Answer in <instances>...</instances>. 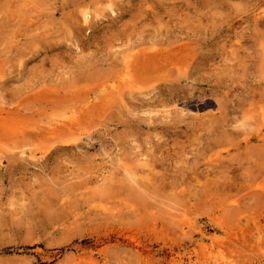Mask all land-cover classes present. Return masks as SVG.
Wrapping results in <instances>:
<instances>
[{"label":"rangeland","instance_id":"obj_1","mask_svg":"<svg viewBox=\"0 0 264 264\" xmlns=\"http://www.w3.org/2000/svg\"><path fill=\"white\" fill-rule=\"evenodd\" d=\"M263 44L264 0H0V264H264Z\"/></svg>","mask_w":264,"mask_h":264},{"label":"bare ground","instance_id":"obj_2","mask_svg":"<svg viewBox=\"0 0 264 264\" xmlns=\"http://www.w3.org/2000/svg\"><path fill=\"white\" fill-rule=\"evenodd\" d=\"M109 11L110 12H112V13H114V9L113 8H110L109 9ZM82 18H83V20H84V22H87V21H89L91 18H92V14H91V11H86L85 10V12L83 13V15H82ZM262 42V41H261ZM263 43V42H262ZM264 45V44H263ZM264 47V46H263ZM262 48V47H261ZM172 55H175V54H172ZM166 56V58H167V55H165ZM177 56L178 55H176V56H174L175 58H177ZM180 56V55H179ZM178 56V57H179ZM181 56H182V54H181ZM180 56V57H181ZM173 57V58H174ZM161 58H162V56H161ZM180 59H182V57L180 58ZM171 60V59H170ZM176 60H178V59H176ZM181 61H179V63H180ZM129 60H125V62H124V65L126 66V69H128L129 68ZM163 63H164V61H163ZM162 63V64H163ZM171 63V62H170ZM177 64V63H176ZM173 65V64H172ZM175 65V64H174ZM178 65V64H177ZM181 65V64H180ZM170 67H171V65H170ZM183 67V66H182ZM184 68V67H183ZM121 69V68H120ZM166 69V68H165ZM180 69V68H179ZM178 69V70H179ZM120 71V70H119ZM127 71H129V70H127ZM171 71V70H170ZM125 72V71H124ZM123 72V73H124ZM131 72V71H130ZM161 72V71H160ZM160 72H158V74L160 73ZM121 73V72H120ZM129 73V72H128ZM130 75H132L131 73H130ZM122 76V75H121ZM130 77V76H129ZM123 81H128V82H126L127 84H129V81H131V82H133L134 80H128V78H127V74L125 75V77L124 78H121ZM120 79V80H121ZM125 79V80H124ZM123 81H122V83H123ZM135 81H136V79H135ZM134 81V82H135ZM131 84H133V83H131ZM124 85V84H123ZM128 86V85H127ZM130 86V85H129ZM132 86V85H131ZM124 87H125V85H124ZM123 87V88H124ZM129 88V87H128ZM131 89V88H130ZM202 96H204V95H202ZM200 98H202L203 99V97H200ZM199 100V99H198ZM187 101V100H186ZM202 101V100H201ZM200 101V102H201ZM207 101V100H206ZM210 102H211V100H209ZM205 103V102H204ZM208 104V103H207ZM206 104V105H207ZM210 104V103H209ZM200 106H202V105H200ZM204 106V105H203ZM209 106V105H208ZM185 107V106H184ZM261 107V106H260ZM258 109V108H257ZM256 109V110H257ZM181 110V109H180ZM198 110V109H197ZM183 111V110H182ZM186 111V110H185ZM254 111V110H253ZM256 112V111H255ZM11 113V112H10ZM254 113V112H253ZM3 112H0V139H1V136L4 138V137H7L8 139L11 137V136H13V137H15V136H17V133L15 132L16 130H13L12 129V124L14 123V121H15V116L13 117V116H11L9 113H4L3 115ZM258 114H260L259 116H260V118H261V121L263 122V126H264V110L262 109V110H260V113H258ZM16 115V114H15ZM258 116V115H257ZM17 118V117H16ZM259 118V119H260ZM51 122V121H50ZM50 122H48L49 124H50V127H49V129L48 130H46V132H44V133H41V134H32V135H27V138L25 139V141L24 142H26L27 140H33V139H36V141L37 140H39L40 138H43V136L44 135H47L48 136V138L50 139L51 138V140L53 141V139H54V137L56 136V134H57V126L55 125L56 123H50ZM70 123V122H69ZM260 123V122H259ZM22 124V123H21ZM15 125H16V123H15ZM64 125H67V124H64ZM19 127V126H18ZM23 127V126H22ZM42 128V127H41ZM65 129H66V127H65ZM15 133H14V132ZM37 133H38V131H37ZM258 137H260L261 138V140H264V134H261L260 133V135L258 136ZM44 139V138H43ZM8 141V140H7ZM248 142H250V141H248ZM221 143V142H220ZM224 145H225V143H223ZM215 146V145H214ZM212 147H213V145H212ZM216 147V146H215ZM219 147H221V145L219 146ZM224 147H227L226 145L224 146ZM211 148V147H210ZM209 148V150H211ZM230 148V147H229ZM239 148V147H238ZM208 150V151H209ZM226 150V149H225ZM212 151V150H211ZM224 151V150H223ZM219 152V151H218ZM227 152V151H226ZM230 152V151H229ZM209 153V152H208ZM231 153V152H230ZM215 154V153H214ZM220 154V153H219ZM226 154H224V156H225ZM214 156V155H213ZM217 156V155H216ZM223 156V155H222ZM208 157H210V156H208ZM212 157V156H211ZM218 157V156H217ZM217 157H215V158H217ZM224 158V157H223ZM214 160V159H213ZM211 161V160H210ZM123 171V170H122Z\"/></svg>","mask_w":264,"mask_h":264}]
</instances>
